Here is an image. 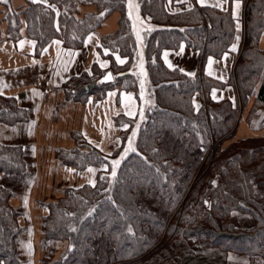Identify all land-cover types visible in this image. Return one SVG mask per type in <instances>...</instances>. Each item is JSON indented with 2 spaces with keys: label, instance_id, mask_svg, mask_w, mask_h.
Segmentation results:
<instances>
[{
  "label": "trees",
  "instance_id": "1",
  "mask_svg": "<svg viewBox=\"0 0 264 264\" xmlns=\"http://www.w3.org/2000/svg\"><path fill=\"white\" fill-rule=\"evenodd\" d=\"M46 1L24 0L18 8L11 0L1 3L0 42L26 37L35 41L39 52L56 39L65 49L79 50L109 14L118 12L117 31L101 37L97 47L113 82L99 83L104 70L95 63L63 84L65 101L82 104L113 88L136 93L140 77L135 73L137 50L126 0ZM137 7L153 28L144 37L151 103L138 126L135 151L120 162L110 180V158L95 147L80 150V134L71 132L77 147L58 149L56 158L75 171L95 168L94 180L65 188L59 199L47 204L40 246L62 243L63 250L50 264H185L183 256L198 242L222 256L264 264V135L224 149L213 147L232 134L237 107L229 100L209 98L217 83L202 74L191 77L168 69L161 59L163 50H176L182 42L202 60L219 57L232 39L230 14L205 7L171 14L166 0H137ZM245 15L244 45L257 60L243 52L234 78L241 108L254 97L248 124L264 129V53L254 51L264 30V0H247ZM242 59L252 61L246 65ZM196 93L198 108L192 100ZM30 117L15 98L0 95L1 124L13 126ZM126 122L129 132L136 121ZM27 153L20 145L0 144V264H24L21 212L11 199L31 179ZM233 215L250 218V225H236Z\"/></svg>",
  "mask_w": 264,
  "mask_h": 264
},
{
  "label": "crops",
  "instance_id": "2",
  "mask_svg": "<svg viewBox=\"0 0 264 264\" xmlns=\"http://www.w3.org/2000/svg\"><path fill=\"white\" fill-rule=\"evenodd\" d=\"M11 1L14 8L25 5L24 0ZM31 1L33 2V0ZM246 1L239 0L240 8L237 10L236 0H204L203 6L198 3V0H166L167 11L171 14L183 13L195 7L228 12L233 23V35L227 50L219 57L209 55L202 60L197 51L191 50L182 42L176 50H163L161 59L168 69H176L186 75L194 73L195 75H188L191 77L202 74L217 83L219 86L211 88L208 92L209 98L214 102L229 100L233 107H237V120L231 133L236 135L242 133L248 137L262 135L264 129H260L261 127L258 129L257 124H253V122L252 126L248 124L247 117L254 97H250L247 105L241 108L234 78L235 66L243 52L246 54V58L254 57L256 59L252 51L247 52V47L244 45ZM34 3L47 4V1L35 0ZM216 4H220L221 7L214 6ZM127 9L136 42L135 73L140 77L136 93L113 88L107 90L102 98L95 99L90 96L82 104L65 101L63 84L69 78L88 71L95 63L104 70V73L108 71L107 61L99 56L97 47L101 37L113 35L117 31L118 12L109 14L96 32L85 38L83 46L79 50L65 49L56 39L51 40L39 52L36 51L35 41L26 37L18 40L4 39L0 42V95L15 98L18 107L31 112L30 119L25 123L13 126L0 123V144L24 147L27 152L31 153V163L42 164L48 168L46 171L48 179L60 181L61 184L62 182L66 183L60 185V188L55 191L54 189L50 192L46 191L48 196L42 200L45 198L43 195L45 193H37L33 186L43 179L41 175L40 177L35 176L31 180L32 187L16 191L11 199V204L21 212L18 224L24 229L22 243L29 247L34 260L36 257L34 254L38 253L37 248L41 244L42 219L48 213L47 204L59 199L67 187L92 184L95 176L96 169L92 167L75 171L73 167L62 165L56 158L57 150L73 148L75 144L70 134L78 132L88 144L105 152L128 130L129 124L126 121H136L135 119L139 120L140 118L143 120L145 110L151 103L144 67V37L145 33L152 30L153 25L148 18L140 14L139 10H136L135 6H132L131 9L127 7ZM1 10L2 8H0V12ZM84 11L87 10L82 9V13ZM237 24H239V28H237ZM3 32L2 30V34ZM57 41L59 43H56ZM233 45H236L235 51H231ZM254 51L255 53L257 51L264 53V30L260 32L258 48ZM103 53L106 54L107 51L104 50ZM165 53L168 55L165 56ZM250 59L240 61L247 65L252 61ZM210 60L211 63H209ZM262 63L264 67V61ZM169 64L172 67H169ZM192 100L195 107L198 108L200 104L198 93L193 96ZM258 118L260 117H256V119ZM29 137L31 142H29ZM49 141H53V144ZM49 148L54 150L51 154L46 151ZM90 168L94 169V172H89ZM39 201L42 203L40 206L38 205ZM58 244L60 248L57 249V253L60 254L63 245L62 243ZM54 249H51V253L56 251Z\"/></svg>",
  "mask_w": 264,
  "mask_h": 264
},
{
  "label": "rangeland",
  "instance_id": "3",
  "mask_svg": "<svg viewBox=\"0 0 264 264\" xmlns=\"http://www.w3.org/2000/svg\"><path fill=\"white\" fill-rule=\"evenodd\" d=\"M1 3H3V2H0V6H1L0 8H2L3 12L1 10L0 19L3 17V13H4V6L1 5ZM133 4H135V5H133ZM126 5L130 9L132 8V6H135L136 10L138 11L137 0H126ZM129 5H131V7ZM127 11H128V9H127ZM2 30L4 31V25L2 27ZM140 119L139 120L135 119L136 122L131 124L133 126L131 128V130L129 132L125 131L123 133L125 135V138L123 140L124 141L123 144L121 141L122 137H123V134H122V136H120L114 142V144L112 145V147L109 150H107L105 152H101L99 150L103 155L110 158L112 173H113V170L116 173L120 162L130 152H132L130 149H134L133 147H134V144H135L134 142H135V139L137 136V129H138V126L141 122ZM133 132H135V136H133ZM263 135H264V132L262 133V135H259V136H263ZM259 136L255 135V136H248L247 137L246 135H244L242 133H237V135L233 133V134H230L227 137H223L222 139L215 142L213 147H216L219 145L221 149H224V148H227L228 146H230L232 143L242 141L246 138L259 137ZM28 139H29V142H31L30 137ZM80 141H81V143H83V144H80V145H83V146H80V150L87 151L88 146L90 147L91 145L88 144L81 136H80ZM49 142H51V144H53L52 143L53 141H49ZM45 144H48V142H45ZM120 146H122V148L119 150L118 148ZM73 147H77V145L75 144V146H73ZM91 147H93V146H91ZM46 151H48V154H51L54 150L49 148ZM29 152L27 153L28 154V160H30V158H31V155H30L31 153H29ZM114 161H119V164L114 165L113 164ZM29 162L31 164L32 176H31L30 181L27 182L26 188L32 187V185H31L32 181L31 180L33 178H35V176L40 177V175L42 176V179L45 181L42 180V181L36 182V185L33 186L34 190H36L37 193H42V192L45 193L46 191L50 192V191H52V189H54V191H55L57 188H60V185L62 186V184L63 185L66 184L65 182L64 183L62 182V184H61L60 181L56 182L55 180L48 179V177H46V171L48 170V168H46V166H42V164H36L35 165L34 162L31 163V160ZM114 176L115 175H111L110 180L113 179ZM78 185H80V183H78ZM43 195L45 198L42 197L43 198L42 200L47 198L46 196H48V193H45ZM41 204L42 203H40V201H39L38 205L40 206ZM154 208L155 207L153 206L152 209H154ZM231 222L235 223L236 225H238L240 227L249 226L250 225V218H248V217L242 218L238 215H233L231 218ZM52 248L53 247L51 245L47 246V248H45V247L43 248L39 245L37 248L38 253L34 254V255H36L35 260H34L32 258L33 255L31 254L29 247L22 244L21 257L23 259V263L24 264H33V261H34V264H50V262L54 258H56V256L59 254V253H57V251H58L57 249L60 248V246H59V244L56 245V247L54 249L56 251L54 253H51ZM190 249L193 251L191 254H188L186 256L182 255L183 259H185L184 260L185 264H212L213 262H214V264H259L258 259H255L254 262H250V260H247L245 257L234 256V255L231 256V254H226L225 256H222L221 254H218L216 252L214 253V251L209 250L204 245V242H198L193 247H191ZM174 251L176 252V248H174ZM234 258H235V260H234Z\"/></svg>",
  "mask_w": 264,
  "mask_h": 264
},
{
  "label": "snow or ice",
  "instance_id": "4",
  "mask_svg": "<svg viewBox=\"0 0 264 264\" xmlns=\"http://www.w3.org/2000/svg\"><path fill=\"white\" fill-rule=\"evenodd\" d=\"M0 2H3V3H8V0H0ZM33 2H35V0H33ZM198 3H200L202 6L204 5V0H198ZM130 7H131V5H129ZM214 6H216V7H221V5L220 4H216V5H214ZM235 6H236V9L238 10L239 8H240V3H239V0H236V4H235ZM237 28H239V24H237ZM237 39H239V37H237ZM56 43H59L58 41L56 42ZM183 50V48L181 47V51ZM236 50V45H233L232 46V49H231V51H235ZM168 55V53H165V56H167ZM227 57L225 56V59H226ZM117 59L119 60V57H117ZM124 61H120V63H123ZM209 63H211V60L209 61ZM169 67H172V65L171 64H169ZM181 71H183V70H181ZM188 75H195L194 73H188ZM108 78H110V76L108 77ZM213 96H214V98H215V94L213 93ZM133 136H135V132H133ZM131 151H135V149H130ZM113 164L114 165H118L119 164V161H114L113 162ZM88 171L89 172H93L94 171V169H88ZM113 175H115V171L113 170V173H112Z\"/></svg>",
  "mask_w": 264,
  "mask_h": 264
},
{
  "label": "water",
  "instance_id": "5",
  "mask_svg": "<svg viewBox=\"0 0 264 264\" xmlns=\"http://www.w3.org/2000/svg\"><path fill=\"white\" fill-rule=\"evenodd\" d=\"M110 76V78H108ZM113 82V75L110 71H107L103 74V76L99 79V83L101 84H110Z\"/></svg>",
  "mask_w": 264,
  "mask_h": 264
}]
</instances>
